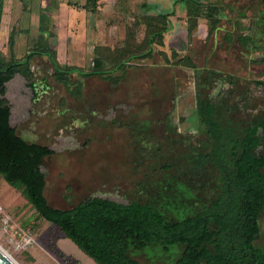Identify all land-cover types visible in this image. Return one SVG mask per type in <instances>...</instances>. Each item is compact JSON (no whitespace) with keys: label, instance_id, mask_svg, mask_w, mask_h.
<instances>
[{"label":"rangeland","instance_id":"rangeland-1","mask_svg":"<svg viewBox=\"0 0 264 264\" xmlns=\"http://www.w3.org/2000/svg\"><path fill=\"white\" fill-rule=\"evenodd\" d=\"M85 1L31 0L36 22L30 18L4 20L0 32L1 53L6 59L10 58L6 33L13 30L14 56L22 58L33 41L40 42L42 24L45 31L41 34L60 63L89 70L98 57L102 60L99 68L108 70L102 76L82 78L80 93L73 95L54 79L47 57L35 56L31 62L37 88L34 100L21 73L6 82L11 124L18 133L54 149L43 159L45 196L58 207L97 195L121 202L150 201L170 218L187 209L192 212L214 195L217 184L215 141L201 131L196 91L213 95L223 82L205 84V68L240 79L215 104L227 116L214 119L206 108L203 118L220 125L229 116L245 125V132L263 128L264 86L253 79L264 77L262 63L255 60L264 56V45L256 53L250 47L242 49L235 35L242 25L244 32L264 42V35L254 29L264 14V0H215L223 5L224 15L213 32H208L203 17L188 31L186 6L181 1L96 0L94 10L83 8ZM143 2L154 8L146 12L140 6ZM171 8V27L163 33L162 44L152 43L149 56L134 57L123 69H114L120 52L145 47L147 26L134 25V17ZM227 31L233 40L224 37ZM187 59L195 67L184 64ZM70 75L73 80L80 77ZM225 106L230 107L228 112ZM217 131L213 125L212 134ZM242 133L228 139V158L234 164L240 161ZM261 151L264 153V135ZM259 226L255 243L264 248V211ZM25 231L31 232L33 240L18 245ZM0 245L20 264H96L55 224L37 216L21 190L1 176ZM179 251L180 247L163 251L148 243L141 250L133 249L132 254L142 264H161L173 260Z\"/></svg>","mask_w":264,"mask_h":264},{"label":"trees","instance_id":"trees-1","mask_svg":"<svg viewBox=\"0 0 264 264\" xmlns=\"http://www.w3.org/2000/svg\"><path fill=\"white\" fill-rule=\"evenodd\" d=\"M178 1L184 2L186 6L188 31L197 26L199 17L207 20L208 32L218 28L224 15L223 5L218 1L174 0L173 3ZM95 4L96 0H86L82 7L94 10ZM1 6L2 0L0 12ZM140 6L146 12L154 8L146 2ZM172 13L173 8L135 16L134 25L144 23L147 26L143 39L145 47L126 54L120 52L113 68L123 69L130 59L149 56L152 43L162 44L163 33L171 27L169 15ZM256 23L257 27L254 26V29L257 28L256 32L264 35V14ZM40 27L43 28L41 33L45 31L42 24ZM244 28L239 25L235 35L238 45L244 49L250 47L254 53L258 52L264 42L257 41L253 33L244 32ZM41 33L40 42L33 41L25 55L17 58L14 56V33L11 29L7 40L10 58L6 59L0 51V176L21 190L37 216L55 224L96 264H142L132 254V250H141L148 243L159 246L163 251L180 247L173 260L161 264H264V248L255 243L260 234L259 219L264 211V153L261 151L264 118L263 128L252 132L242 130L245 125L231 121L229 116L226 123H219L220 125L207 122L203 118V110L206 108L207 113L214 119L221 121V117L227 116L221 109L217 110L215 104L226 94V90L236 86L240 77L205 68V84L220 81L223 86L213 95H203L198 92V88L196 91V112L201 120V131L208 132L210 139L214 137L215 141L213 163L217 184L214 195L209 200L199 204L192 212L187 209L174 218L167 217L165 211L150 201L131 199L121 202L97 195L88 196L69 207H58L50 204L45 196L46 173L42 168L43 159L51 156L54 149L48 144L18 133L11 124L10 104L5 96L6 82L15 73H21L27 79L34 100L37 88L31 62L35 56L47 57L54 79L73 95L80 93L82 78L100 76L108 70L99 68L102 60L98 57L94 58L93 66L89 70L60 63L55 50L50 48L47 37H43ZM46 33L49 35L47 30ZM224 37L228 41L233 40L230 32ZM255 60L262 63L264 69V56ZM183 63L195 67L190 59ZM71 73L80 77L73 80ZM253 82L264 86V77L253 79ZM236 106L238 105L231 107ZM224 110L228 112L230 107L225 106ZM211 124L218 129L215 135L211 132ZM241 131L240 161L234 164L228 158V139ZM203 156L208 157L207 154Z\"/></svg>","mask_w":264,"mask_h":264},{"label":"crops","instance_id":"crops-1","mask_svg":"<svg viewBox=\"0 0 264 264\" xmlns=\"http://www.w3.org/2000/svg\"><path fill=\"white\" fill-rule=\"evenodd\" d=\"M31 0H2L1 12H0V32L3 30V22L4 20L15 21V20H26V18H30V20L36 22V18L32 17V10L36 11V8L32 7L30 4ZM48 4V3H46ZM40 6H45V4H40ZM38 11H42V9H38ZM51 17V15H49ZM9 33H6V39ZM3 36L0 35V45L2 43ZM1 51V47H0ZM2 52V51H1Z\"/></svg>","mask_w":264,"mask_h":264},{"label":"built area","instance_id":"built-area-1","mask_svg":"<svg viewBox=\"0 0 264 264\" xmlns=\"http://www.w3.org/2000/svg\"><path fill=\"white\" fill-rule=\"evenodd\" d=\"M32 240H33V235L31 234V232H30V231H25V232L23 233V236H22L21 242L18 243V245H25V244H28V243H30Z\"/></svg>","mask_w":264,"mask_h":264},{"label":"water","instance_id":"water-1","mask_svg":"<svg viewBox=\"0 0 264 264\" xmlns=\"http://www.w3.org/2000/svg\"><path fill=\"white\" fill-rule=\"evenodd\" d=\"M0 264H16L0 249Z\"/></svg>","mask_w":264,"mask_h":264},{"label":"bare ground","instance_id":"bare-ground-1","mask_svg":"<svg viewBox=\"0 0 264 264\" xmlns=\"http://www.w3.org/2000/svg\"><path fill=\"white\" fill-rule=\"evenodd\" d=\"M0 249L12 260L14 261L16 264H20L6 249H4L1 245H0Z\"/></svg>","mask_w":264,"mask_h":264},{"label":"flooded vegetation","instance_id":"flooded-vegetation-1","mask_svg":"<svg viewBox=\"0 0 264 264\" xmlns=\"http://www.w3.org/2000/svg\"><path fill=\"white\" fill-rule=\"evenodd\" d=\"M243 49V48H242Z\"/></svg>","mask_w":264,"mask_h":264}]
</instances>
